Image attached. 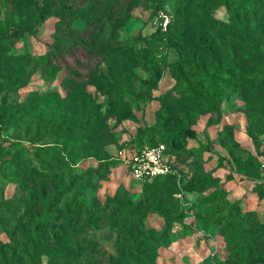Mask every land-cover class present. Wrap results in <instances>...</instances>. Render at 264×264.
I'll list each match as a JSON object with an SVG mask.
<instances>
[{"label":"rangeland","instance_id":"1","mask_svg":"<svg viewBox=\"0 0 264 264\" xmlns=\"http://www.w3.org/2000/svg\"><path fill=\"white\" fill-rule=\"evenodd\" d=\"M40 1L53 15L39 33L0 45V264H126L133 254L123 244L128 234L114 230L106 216L118 211L119 195L139 203L146 201L147 188L163 186L174 192L179 209L191 208L183 220L176 211L169 220L147 215L144 236L145 229L162 236L173 227L156 264H264V250L253 257L241 251L250 245L255 224L264 225V0H193L186 16L184 0H78L81 18L113 11L100 24L101 39L116 44L118 54L76 46L71 58H80V66L70 59L61 69L46 56L62 39L57 12L68 0ZM79 20L69 41L84 28ZM39 21L31 2L0 0V32ZM229 62L237 67L222 85L221 111L199 106L191 95L208 86L197 67ZM72 81L77 83L69 89ZM114 89L143 98L117 100ZM186 127L184 146L175 137ZM172 140L174 178L152 186L132 179V155L156 142L171 147ZM45 146H60L62 153L38 155ZM188 148L195 153L184 161ZM45 157L69 167L49 173ZM30 168L49 180L34 182ZM209 177L213 185L200 191ZM58 180L76 186L64 200L82 206L85 218L95 211L94 218L102 219L77 241L51 224L47 243L40 244L35 223L45 211L43 193L59 188ZM221 190V197L208 200ZM223 203L227 207L216 213ZM222 218L236 236L224 232L225 222H217Z\"/></svg>","mask_w":264,"mask_h":264},{"label":"trees","instance_id":"2","mask_svg":"<svg viewBox=\"0 0 264 264\" xmlns=\"http://www.w3.org/2000/svg\"><path fill=\"white\" fill-rule=\"evenodd\" d=\"M19 3H26L31 2L35 8L40 12V21L36 27L26 26V25H19L12 30H4L0 32V45L2 44H10L14 40L19 39L24 34H31L37 35L40 31L41 25H43L48 19H50L53 13L49 12L45 9V4H43L40 0H17ZM78 0L72 1V3L68 0L67 3H62L60 6L59 11L57 12V16L60 17L61 26L64 28V31L60 32L59 36L62 38L60 39L59 43L53 46V50L49 52L46 56V61L48 63H56L59 69L62 68L63 64H67L72 55H74L75 47L82 46L86 47V49L92 51L94 49L96 54L105 53L107 56L109 55H117L118 46L114 43L107 42L102 40V31L103 26L100 24L102 21L110 20L111 17L114 15L113 11L107 10L104 12L95 11L92 14L91 18H81L78 15V11L84 7L82 4L77 3ZM207 1V0H202ZM131 3H134L132 1ZM206 3V2H205ZM184 13L185 16L189 15L188 13L191 10V6L193 5V0H184ZM91 10L93 8H90ZM81 19L84 23V28L78 29L76 39L74 41H69L72 32L76 27L72 28V24L74 22H78ZM81 21V22H82ZM68 38V40H65ZM64 45V46H63ZM63 46V47H62ZM116 51V52H114ZM209 51H213L209 48ZM214 57V54H210ZM84 58V57H83ZM214 59V58H213ZM212 61L216 64V60ZM182 61L187 64L185 58H182ZM74 65L80 66L81 59L74 58L73 59ZM72 62V63H73ZM143 65L147 66V63L144 62ZM213 66L209 67L207 70V64H203L202 68H198V75L203 77L207 80L208 88H204L199 91H195L191 95V99L199 104V106L208 108L210 110H214L216 112L221 111V104L223 99V84L226 83L230 78H233L232 71L236 68L235 62H229L226 65H222L219 63L217 68H212ZM79 71L75 67V71L72 72L74 79L77 81L80 77V74L77 72ZM76 81H72L70 83L72 89L73 86L77 83ZM112 92L114 93V99H122L125 95H132L138 99H142L143 95L139 93H135L129 89H125L123 92H118L116 89ZM213 120V118H212ZM210 120V121H212ZM180 138L183 141V145L186 146L187 144V127L183 128L179 133L176 134L175 139ZM175 140H172L171 147L163 142H156L150 144L151 146L156 145L158 143H163L167 146V153L170 155L174 150ZM188 154L183 158V160H188L192 158L193 154L195 153L194 149H187ZM41 152H51V153H62V148L60 146H45L40 147L37 150L38 155ZM42 165L47 169L49 173H53L56 170H62L64 167H69V163L65 160L54 159L52 157H45L41 158ZM173 164V163H172ZM31 175L34 177V182L38 181H46L49 180L50 175L43 172H35L30 168ZM176 174H169L166 176H160L155 178L152 181H145L143 184L154 185L159 183L161 179L165 178L168 181L175 177ZM60 186L52 191L49 196L43 193V202L45 204V211L44 213H40L39 217L35 223V233L38 239V243L45 244L47 243V237L49 233V227L51 224L57 225L62 233H66L68 241H77L82 235H85L88 230L97 229L100 225V221L102 217L98 216V218H94L96 216L95 211H90L88 217L83 216V207L78 205L77 202L74 200H64L69 194L72 193L73 189L76 187L74 184L70 183L68 186L64 185L63 180H58ZM73 182V181H72ZM213 185L212 178H206L203 183L199 184V190L204 191L208 187ZM263 187L264 190V183L260 185ZM149 188H153L154 190H149ZM146 189V201L133 203L129 198L128 195H119L122 199H120V203H118V211L106 216L109 219V223L112 228L116 231L121 232L122 234L126 235L123 244L126 246L131 247L133 250L132 256H128L126 259V264H156L157 258L159 257L158 249L162 246L168 245V238L173 230L172 224L168 225L166 232L162 236H156L155 233L150 230L145 229L147 235H142L141 230L144 229L143 223L146 220L148 214L151 213H158L167 220L170 219L171 214L175 211L177 212V218L180 220L186 219L188 215H186V211L191 207H186L179 209L176 205L175 199L173 194L174 192L170 191L169 186H163L161 189L149 187ZM220 195V196H219ZM223 195V190L219 191L217 194H214L208 200H214L217 197H221ZM178 201V200H177ZM228 204L223 203L215 207V212L221 211L223 208L225 209ZM208 211L211 209L208 208ZM88 213V211H87ZM103 214H106V210H103ZM252 214H256L252 212ZM124 216V217H123ZM122 219V222L120 221ZM233 219V218H232ZM225 222L223 224L224 232H229V224L222 218L219 219L217 222L220 223ZM66 227V228H65ZM72 231V233H70ZM235 227L231 229L229 232V237L236 236ZM246 239V238H245ZM244 237L239 238L238 243L240 245L244 244L246 241ZM250 245L242 249V255L253 257L257 251L264 250V225L261 223L255 224L253 230L250 234ZM61 250V248H60ZM42 251V250H41ZM43 253V252H42ZM41 253V254H42ZM264 256V251L262 252ZM57 256V254H56ZM4 257V255H3ZM37 255H35V258ZM55 257V256H54Z\"/></svg>","mask_w":264,"mask_h":264},{"label":"built area","instance_id":"3","mask_svg":"<svg viewBox=\"0 0 264 264\" xmlns=\"http://www.w3.org/2000/svg\"><path fill=\"white\" fill-rule=\"evenodd\" d=\"M169 156L167 146L163 143L146 145L127 160L132 179L145 182L160 176L175 174Z\"/></svg>","mask_w":264,"mask_h":264}]
</instances>
